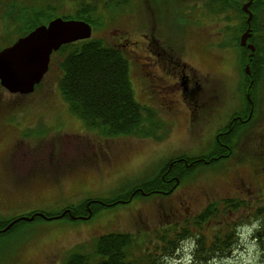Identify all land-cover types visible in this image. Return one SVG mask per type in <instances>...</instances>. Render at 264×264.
Here are the masks:
<instances>
[{
  "label": "rangeland",
  "instance_id": "374dc122",
  "mask_svg": "<svg viewBox=\"0 0 264 264\" xmlns=\"http://www.w3.org/2000/svg\"><path fill=\"white\" fill-rule=\"evenodd\" d=\"M231 1L227 9L240 17L237 8L249 0ZM5 2H0V50L16 41V25L4 19ZM215 4L214 0H133L123 11H104V24L92 28V37L123 51L136 100L154 108L167 127L162 139L108 137L87 128L71 113L58 87V56H51L48 71L32 93L12 94L0 85V264H62L75 246L112 232L139 236L144 247L156 251L159 264H192L196 236L202 233L208 243L214 233L228 230L234 233L230 250L211 262L264 264V233L257 236L264 230V214L258 213L264 210L261 153L235 151L216 167L199 166L191 177L177 181L169 195H137L125 204L100 206L88 218L35 215L54 217L87 198L96 202L117 198L152 176L161 163L179 155L193 158L213 147L217 128L241 104L238 84L245 75L242 65L235 69L231 61L222 62L220 33L224 21L231 19L224 6ZM7 39L12 43L8 45ZM149 42L158 51L159 62L177 51L194 66L192 91L184 95L190 97L186 105L193 106L187 134L181 120L185 107L173 101L185 92L176 88L174 95L166 70L152 66L153 56L145 58ZM235 44L239 46L238 40ZM243 51L245 57L252 53L256 58L248 47ZM253 68L246 75L255 74ZM258 71L255 114L264 117V64ZM257 126L258 134L264 133V119H258ZM237 149L240 152V146ZM225 199H231L234 207L226 208ZM207 207L211 218L194 233L196 217ZM31 212L37 218L22 219ZM173 227L187 236L178 238L173 252L165 256L158 237Z\"/></svg>",
  "mask_w": 264,
  "mask_h": 264
},
{
  "label": "trees",
  "instance_id": "16d2710c",
  "mask_svg": "<svg viewBox=\"0 0 264 264\" xmlns=\"http://www.w3.org/2000/svg\"><path fill=\"white\" fill-rule=\"evenodd\" d=\"M2 1H7L2 3L6 6L4 19L8 18L7 20H11L16 25L17 29L14 30L16 39L26 35L36 26L48 23L55 17L83 20L89 23L93 29L99 28L104 24V11L113 13L123 11L133 2V0H0V2ZM230 2L232 1L214 0L215 5L221 9L223 6L227 9ZM237 9L241 16L235 15L234 18L239 21L238 25H241V30H243L245 14L241 7ZM250 9L253 12L251 28L261 38V42H254V56L256 57L261 52L264 53V0H252ZM216 10L214 11L216 13L222 12ZM225 14L229 16L232 13L227 9ZM5 38L3 37V40ZM8 41V45L12 43V39ZM239 49L242 63H245L247 60L244 51L240 47ZM51 56L59 57L61 76L58 80V87L61 94L68 103L71 113L81 119L87 128L108 137H158L164 123L154 108L147 107L136 100L130 79L129 61L118 46L108 45L100 39L91 37L87 40L62 45ZM259 62L261 67L264 64V57ZM244 79L247 82L248 77L245 78L244 75ZM245 103L247 104V101ZM157 124H159L158 127ZM227 135L228 139L223 140L228 144L227 147L219 145L214 139L213 147L206 153L193 158L186 155L176 156L184 160L175 161L170 167L168 162L161 163L152 176L139 181L129 191L120 192L121 196L117 198H97L100 202L94 201L96 198H87L78 206L65 207L57 215L69 209L70 214L74 216L71 217L73 219L85 217L89 213L91 217L100 206L129 202L133 193L136 194L134 196L169 195L178 182L186 180L187 175L191 177L194 172L199 170V166L220 164L233 154L234 140L230 136L231 132ZM262 162H264V157L260 158V164ZM261 166L264 167V164ZM165 180L166 182H164ZM224 206L230 209L234 207V202L231 199H225ZM258 213L264 214V210L259 209ZM70 214L65 213L63 216H71ZM210 218L211 209L207 207L196 217L194 233L200 231ZM260 231H257V236L264 233V230ZM186 236L187 234L178 232L176 227H173L172 230L170 228L168 231L164 230L158 237L159 241L164 244L162 246L163 255H170L178 238ZM211 236L208 243L202 233L199 237L196 236L192 264H214L211 262L212 258L228 253L234 238L232 230L224 233L217 232ZM157 259L156 251L144 247L139 236L132 233L112 232L100 234L89 243L75 246L68 251L62 264H159ZM205 260L207 263H204Z\"/></svg>",
  "mask_w": 264,
  "mask_h": 264
},
{
  "label": "flooded vegetation",
  "instance_id": "af4514ba",
  "mask_svg": "<svg viewBox=\"0 0 264 264\" xmlns=\"http://www.w3.org/2000/svg\"><path fill=\"white\" fill-rule=\"evenodd\" d=\"M249 9H250V6H249ZM241 10H242V6H241ZM250 12H251V19H252L253 12L251 9H250ZM244 14H245L244 21L246 23L247 14L245 12ZM229 16L231 20L227 21L226 19L224 21L223 30L220 33V39H219L220 40L219 49H220L221 56H222V62L225 63V62L231 61L235 69H239L242 65L241 69H243L245 75H246L245 71H246L247 65L249 69L251 70H252V66H254L256 71H255V74L252 71H250V74L246 75L248 77L247 82L242 76L241 80L239 81L240 83L238 84V87L240 90V96H241V104L235 110L231 111L230 115L226 118L228 119V121L224 122L222 127L217 128L214 134V139H216L219 145L223 147H227L228 144L224 142L223 140L227 139L228 137L227 134L231 132V134L234 135V144H233L234 152L237 151L239 154H242V155L247 154V153H251V154L261 153L260 158H262L264 157V133H261L260 135L258 134L257 123H258V119H264V117L258 116L255 114L257 113V111H255L256 106H257V103H255V99L257 100L256 98L257 94L253 93V91L259 88L257 84L258 72H259L258 70L260 69L259 60L262 59V57H264V53L261 52L260 55L256 56L255 59L258 63L256 67H255V64H256L255 59L253 57L249 58L248 56L249 54H247L245 57L247 61L245 63H242V57L240 55V52L237 53L235 51V48H237L235 43L238 38V44L240 45V36L246 30L247 26L243 30H241L242 29V27H240L241 25H238L239 21L236 18H234L233 15L232 16L229 15ZM249 32H250V35L247 38V44L251 43L254 46V50H255L254 42L256 43L261 42V38L259 37L257 32L255 33L252 30L251 21H250ZM228 35L230 36V38L228 37ZM146 44L147 46H145V52L147 54V57L145 58L148 60V58L152 59V56H153L155 59V63L150 62L151 64H154L152 66L155 67L156 65L166 70L165 74L172 80V83H173V85L170 84V86L168 87L170 89H173L174 87V90H173L174 95H176V90H175L176 88L179 89L180 91L185 92L184 94H181V96L180 95L174 96L173 101L176 103V105L179 106L183 104L185 107L183 109L185 119H181V120L186 122L185 131L187 134L189 133L188 131L191 128V122L193 119L191 117L193 113V106L192 104L186 105L188 100H190V97H188V95L187 96H184V95L192 91L191 85H192L193 76H195V73L193 72L194 66H192L186 59H183V57H181V55H179L177 51H175L174 57H170L169 59H166L163 57L161 58V62H159L157 60V57L160 56L158 51H153L152 44L150 42ZM244 47L247 48V46H244ZM226 55H229L230 58L228 59ZM254 55H255V52H253V56ZM148 73L150 72H147V74ZM151 76H154V75L152 74ZM157 86L158 85H156V87ZM161 88L162 87H160V89ZM245 101H247V104H245ZM144 105L147 107L149 106L146 103ZM158 125L159 124H157L156 126L158 127ZM165 127L166 125L164 123V125L161 126V130L158 134V137H157L158 139H162L163 136H165L166 132L163 133L164 132L163 130L167 129V127L166 128ZM238 145L240 146V152L237 149L239 147ZM180 159H182V161L184 160L183 158H177V157L171 158L168 161L169 167L172 165L173 162L178 161ZM164 182H166V180ZM134 195L136 194L133 193V196Z\"/></svg>",
  "mask_w": 264,
  "mask_h": 264
},
{
  "label": "water",
  "instance_id": "95a60500",
  "mask_svg": "<svg viewBox=\"0 0 264 264\" xmlns=\"http://www.w3.org/2000/svg\"><path fill=\"white\" fill-rule=\"evenodd\" d=\"M251 2L252 0H249L242 5V10L248 14L247 23L251 19V12L248 9ZM249 35L248 28L240 36V45L247 46L253 52L254 46L250 43L246 44ZM91 36L92 27L83 20L55 17L46 24L36 26L26 35L17 38L14 43L0 50V85L10 93L21 95L32 93L35 85L41 82L48 71L50 57L54 51L62 45L87 40ZM251 57L252 53L249 55V58ZM248 71L247 65L246 72ZM65 213L70 214V210L67 209L60 215L50 218L42 213L35 215L52 219L62 217ZM35 215L22 219L32 220Z\"/></svg>",
  "mask_w": 264,
  "mask_h": 264
}]
</instances>
